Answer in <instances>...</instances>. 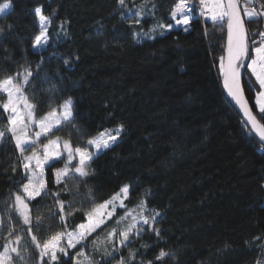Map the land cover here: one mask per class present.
Segmentation results:
<instances>
[{
    "label": "trees",
    "instance_id": "1",
    "mask_svg": "<svg viewBox=\"0 0 264 264\" xmlns=\"http://www.w3.org/2000/svg\"><path fill=\"white\" fill-rule=\"evenodd\" d=\"M10 2L12 7L0 14V27L8 32L0 44V69L9 74L17 71L13 61L29 62L35 68L41 55L32 48L39 33L33 10L42 7L45 15L55 11L49 36L53 37V28L61 21H66L67 35L54 47L42 50L46 60L41 75L47 73L50 83L36 82L37 98L40 88L51 84L62 89L56 102L66 96L74 98L83 130L81 137L72 136L74 146L88 133L124 125L118 142L95 159V175L87 187L102 202L121 185L131 183L137 191L126 202L129 207L135 206L146 189L151 190L149 206L162 213L157 226L163 239L157 241L150 232L137 238L133 250L141 244L153 245L140 249L137 260H153L163 248L176 254V260L168 259L166 264L264 261L254 240L264 235V148L252 134H246L247 127L242 128L240 116L222 91L219 57L226 27L222 30L220 24L195 14L187 32L173 28L164 35L150 33L153 38L137 42L129 22L121 18L120 10L114 11L116 0ZM126 2L133 7V2L140 5L144 0ZM154 2L155 14L141 18L137 30L149 31L161 20L173 23L170 12L178 0ZM194 2L189 0L190 5ZM150 9L148 4L145 13ZM248 29L250 33L263 31L264 23L249 24ZM64 59L69 60L68 65L63 64ZM244 80L254 83L245 70ZM245 96L253 113H258L255 91H249L247 84ZM7 150L11 152L12 146ZM9 163L0 155V212L9 191L18 189L14 182L21 178V170L13 173ZM50 187L57 190L55 185ZM84 191L82 187L81 193ZM51 204L49 197L39 204V214L46 217L44 230L37 233L41 239L61 227L48 212ZM30 207L37 214V202ZM80 222L77 213L70 218L69 227ZM16 223L25 236L24 244L30 246L22 222ZM6 234L0 232V244ZM127 251L122 254L126 256ZM30 264H35L34 257Z\"/></svg>",
    "mask_w": 264,
    "mask_h": 264
},
{
    "label": "snow or ice",
    "instance_id": "2",
    "mask_svg": "<svg viewBox=\"0 0 264 264\" xmlns=\"http://www.w3.org/2000/svg\"><path fill=\"white\" fill-rule=\"evenodd\" d=\"M148 4L151 9L146 14L144 9ZM11 7L10 0L0 3V14ZM156 7L154 0H144L140 5L133 2V7H129L126 0H116L114 11L120 10L121 18L129 22L133 38L139 42L143 38H153L150 33L164 35L174 28L173 23L161 20L149 31L142 27L137 30L141 18L154 15ZM199 10L200 15L220 24L222 30L226 27L225 55L219 57L223 89L246 118L242 121V128L250 126L246 134L255 133L253 138L264 144V31L250 33L248 29L249 24L264 23V0H199ZM33 11L39 33L34 37L32 48L41 55L40 62L33 68L29 62L13 61L18 70L10 74L0 69L4 73L0 75V124L3 125L0 126V155L10 162L13 173L18 168L21 170L20 180L14 182L18 189L9 191L8 199L3 202V212H0V232L7 233L0 244V264H30L32 257L35 264H166L168 259L176 260L175 252L163 248L153 260H137L140 249L153 245L131 248L145 232L154 234L157 241L163 239L162 229L157 226L160 223L157 218H162V213L149 206L150 189L140 194L134 207H129L126 202L137 191L131 183L121 185L102 202H98L92 188L87 187L89 179L95 175L92 167L95 159L118 142L124 125L88 133L82 143L73 145L72 136L83 135L78 124L81 113L77 102L71 96L56 102V94L62 89L55 84L41 87L39 99L35 90L37 81L50 83L47 73L41 75L46 60L42 50L54 47L62 35H67L66 21L53 28V37H50L49 29L56 12L45 15L42 7ZM170 16L175 26H184L187 32L195 19V11L189 0H178ZM7 27L11 30L12 25ZM7 36L8 32L0 27V44ZM63 64L68 65L69 60L64 59ZM241 69L250 72L254 83L244 80ZM245 84L249 91H255L256 114L245 96ZM61 132L64 135L57 134ZM8 145L12 146L11 152L7 150ZM61 161L62 166L56 167ZM50 185L57 186V190L53 191ZM82 187L85 188L83 193ZM62 195L69 198L63 199ZM45 197L52 201L48 206L49 214L61 227L41 239L37 233L44 230L46 217L39 214V204ZM33 201L37 202L35 215L30 207ZM77 213L81 215V222L69 227L70 218ZM16 221L22 222L23 232L30 237V246L24 244L25 236L17 230ZM254 240L264 255V235ZM124 249L128 250L126 256L122 254ZM257 264H264V261L258 260Z\"/></svg>",
    "mask_w": 264,
    "mask_h": 264
},
{
    "label": "water",
    "instance_id": "3",
    "mask_svg": "<svg viewBox=\"0 0 264 264\" xmlns=\"http://www.w3.org/2000/svg\"><path fill=\"white\" fill-rule=\"evenodd\" d=\"M226 43H227V35H226V32H225V42H224L223 55H225ZM241 72L244 73V69H241ZM221 87H222V91H223V94H224L225 98L230 102V104L232 105V107L235 109V111L240 116L241 120L243 121L244 119H246V118L243 117V114L238 111V106H235L234 105V102H232L231 99L227 96L226 90L223 89V78H222V76H221ZM246 127L248 129L250 126H246ZM252 135L255 136V133H252ZM256 140L259 142L258 138H256ZM260 144L264 148V144H262V143H260Z\"/></svg>",
    "mask_w": 264,
    "mask_h": 264
},
{
    "label": "built area",
    "instance_id": "4",
    "mask_svg": "<svg viewBox=\"0 0 264 264\" xmlns=\"http://www.w3.org/2000/svg\"><path fill=\"white\" fill-rule=\"evenodd\" d=\"M194 11H195V14L197 15V16H200L201 18H202V20L203 21H205L204 19H205V16H202V15H200V10H199V0H195V2H194Z\"/></svg>",
    "mask_w": 264,
    "mask_h": 264
},
{
    "label": "rangeland",
    "instance_id": "5",
    "mask_svg": "<svg viewBox=\"0 0 264 264\" xmlns=\"http://www.w3.org/2000/svg\"><path fill=\"white\" fill-rule=\"evenodd\" d=\"M190 6H192V7H194V5H190ZM196 16V15H195ZM204 20H206V21H208V22H213L210 18H206L205 17V19ZM192 22V21H191ZM191 22H190V25H191ZM37 23H38V21H37ZM173 24H174V28H181L182 30H183V27L184 26H175V21H173ZM190 25H189V27H190ZM184 31V30H183ZM264 31V30H263ZM34 50V49H33ZM35 51V50H34ZM37 52V51H36ZM255 101V100H254ZM256 109H257V111H258V107L256 106Z\"/></svg>",
    "mask_w": 264,
    "mask_h": 264
}]
</instances>
